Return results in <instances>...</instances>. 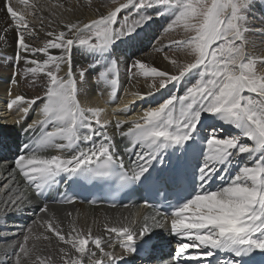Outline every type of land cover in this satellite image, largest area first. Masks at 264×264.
I'll list each match as a JSON object with an SVG mask.
<instances>
[{
	"label": "snow or ice",
	"instance_id": "obj_1",
	"mask_svg": "<svg viewBox=\"0 0 264 264\" xmlns=\"http://www.w3.org/2000/svg\"><path fill=\"white\" fill-rule=\"evenodd\" d=\"M19 3L29 6L28 0H19ZM251 4L252 0H127L109 15H101L91 23L70 22L64 26L66 31L49 30L46 35L52 39L45 40L42 46H35L30 41L34 42L38 33L34 25L30 27L27 13L16 10L12 0H5L4 8L17 31L12 61L17 65L24 61V67L13 74L10 84L17 85L16 75L26 79L31 77L32 82L41 73L45 77L40 118L24 125L23 131L31 133L29 142L13 161L37 196L43 197L61 176L85 182L116 178L120 187L150 179L152 186L163 191L171 177L162 169L153 170L155 175L149 170L154 162L163 165L164 157L171 150L184 151V145L199 135L197 129L202 118L218 119L240 131L238 136L221 135L224 129L213 126L207 138V155L199 168L200 190L190 201L170 213L161 211V205L150 204L155 209L153 223L145 224L138 231L125 224L106 227L109 234L106 240L90 235L85 239L71 233L66 238L59 224L46 221L47 231L53 232L59 241L80 254V257L73 258L67 249L60 248L59 251L67 257L64 264H82L86 250L91 264H121L128 256L137 254L138 242L150 235L153 227L164 224L169 225L168 231L177 238L178 244L175 256L168 261L161 260L160 264H181L182 261L208 264L217 253L224 254L218 264H264V53L257 56L248 51L247 33L253 31L247 24ZM129 6L139 13L141 19L127 27L125 18L121 29L114 30L112 26L118 12ZM31 7L34 14L35 6ZM148 9L157 11L150 15ZM161 16L170 17L164 29L166 32L182 28L186 34V38L171 40L167 45L169 51L186 49L192 60L179 64L175 58L171 59L178 74L149 68L139 59L131 63L129 70L139 68L145 77H152L150 89L154 91L181 83L188 73H193L197 79L183 95L169 96L164 103L144 111L142 122L133 121L126 130L120 131L130 143L123 152L135 156L126 169L113 135L109 134V121L101 118L103 109L82 106L77 98L81 91L78 85L83 82L87 68L73 69L71 50L77 45L93 51L108 49L117 39L131 36L136 27ZM38 19L43 22L45 18ZM6 33L7 28L0 29V43L6 42ZM49 49H59L60 55H49ZM25 53L33 58L28 59ZM37 53H42L46 59L38 61ZM165 59L169 57L165 56ZM62 66H66V71L60 76ZM116 74L117 65L113 63L107 72L99 73L97 80L111 84L114 90ZM245 92L254 96H246ZM37 98L29 100L16 96L8 102L9 111L16 106L17 124L24 123ZM122 123L117 120L114 127L120 130ZM49 125L51 130H48ZM242 138L251 141V145L242 143ZM48 149L67 155L42 157L40 153ZM244 153L250 154V159L226 185L216 190L206 187L221 164L231 163V157ZM25 202L27 196L18 192L8 201V207L12 211H22ZM59 202L72 204L75 198L66 196ZM47 210V205L41 208V211ZM157 217L162 218L157 220ZM31 232L29 227L27 233ZM28 234L23 236L14 254L13 264H21L22 256H28ZM89 239L102 253L103 259H93L97 254L86 248ZM117 241L121 249L119 254L105 251L102 246L107 244L112 248ZM150 251L145 249V254Z\"/></svg>",
	"mask_w": 264,
	"mask_h": 264
},
{
	"label": "bare ground",
	"instance_id": "obj_2",
	"mask_svg": "<svg viewBox=\"0 0 264 264\" xmlns=\"http://www.w3.org/2000/svg\"><path fill=\"white\" fill-rule=\"evenodd\" d=\"M12 2L16 10L27 13L26 19L29 21L30 27L33 25L35 26L38 37L34 42L30 41L34 43L35 46H42L45 40L52 39V37L46 35L49 30H55L57 32L66 31L64 26L70 22L75 23L79 21L82 23H91L93 20L100 19L101 15H109L110 12L115 11L117 7L120 6L111 7L109 3H111L112 0H28L29 6L20 4L19 0H12ZM4 3L5 0H0V29L7 28V40L6 42L0 43V80L3 78L8 82L7 84H1L2 81H0V99L6 98L10 101L16 96H24L26 99L31 100L39 97L36 100L42 102L44 97L42 81L45 79L43 73L36 78L35 82H32L31 77L26 79L21 75H16L15 79L18 81L17 85L10 84L13 74L24 67V61L21 60L18 65L12 61V57L16 52L17 31L4 8ZM126 3L127 0L122 4ZM33 5L35 6L34 14L33 8L31 7ZM255 5L258 7L257 0L252 2L251 9L248 11L252 17L248 18L247 24L253 31L248 32L247 36L250 41L248 51L258 56L264 53V31H257V29H264V4L261 9L256 8ZM122 10L119 11L118 14H121ZM38 17H44L45 19L42 22ZM166 23L167 20H161L151 22L149 26L145 24L143 25L146 26L145 28L143 27V32L140 31L138 34L133 33L131 36L116 41L105 50L93 51L78 45L74 46L71 50L73 69L79 70L82 66L87 68L83 82L78 85L81 91L77 98L81 101V105L103 109L101 118L106 121L112 120L114 116L118 117L119 113H124L125 110H128L129 107L133 105L137 108L136 114L126 119V122H128L130 126L133 121L142 122L141 117L147 109L164 103L169 96L173 94L177 96L182 95L183 85L192 84L195 82V79H197L193 73L186 74L181 82V88H179L178 85L175 87L169 85L165 89L154 91L150 89V85L153 82L152 77H145L142 74V70L139 68L129 70L131 63L139 59L149 68L154 67L157 70L169 72L170 74L175 70L178 71L176 67L168 62V59H165V56L174 58V54L168 49L166 52H162V50L158 51L157 47L153 46L155 34L159 33ZM41 28L44 30L40 31ZM140 28L142 29V27ZM164 33L167 32L164 31ZM28 39L29 38L26 37V40ZM25 55L28 54L25 53ZM49 55L59 56L60 50L49 49ZM32 58L31 55H28V59ZM36 58L38 61L46 59L42 53H37ZM184 61H187L185 62L186 64L190 60L188 61V58L186 59L185 57ZM113 63L117 65V74L115 78L117 79L116 88L119 86V89L117 90L115 88L112 91L106 90L102 96L96 95L95 91L86 92L82 95L87 89L93 90L92 83L98 81L97 76L99 74L95 73L94 70L103 71L106 69L105 72H107ZM93 67L95 69H90ZM65 71L66 66H62L59 75L63 76ZM9 76L11 78L10 80ZM105 89H108V87ZM150 91H154V94L149 95ZM9 93H11V95H9ZM115 94L118 95L117 98H113ZM141 97L143 98L141 99ZM40 105L41 104L37 103L31 105V110L29 108L30 111L27 114L25 122L32 116L35 109H38L36 119L40 118ZM3 106L4 105L0 103V118H2L0 128L3 131L15 133L18 128L14 125V121L19 118L16 114V106H14L11 111L7 109L11 114L9 120L5 119V113L1 111ZM212 121H214L217 126L221 125L220 128L224 129L221 135L225 134V132L227 135L231 136L240 135V131L233 128L231 125L223 124V122L218 119L205 116L202 118L200 126L198 127V136H202L203 145L207 142L209 134L201 129L208 126L207 124ZM241 142L249 145L252 143L247 138H242ZM202 147L206 149L207 145ZM54 152L57 155H62V153L56 150H54ZM51 156L53 155L46 154L44 158H50ZM249 159L250 154L248 153L241 154L240 156L234 155L230 158L232 161H243L245 163ZM1 172L2 171H0V213L11 210L10 207H8V201L11 200L12 196L18 193L13 187L10 188L8 186L11 180V177L7 176L8 172H10L9 169H5L4 172H2L3 175ZM14 181L17 183V179ZM6 208L8 210H6ZM47 209L46 212L37 210L32 215L34 217L33 220L29 217L32 212L31 209L26 210L25 217L28 219L26 220L24 229L14 220H0V264H13L14 254L18 250L23 236L28 234L27 229L29 227L32 229L31 234H28L30 237L28 241L29 254L27 257L22 256L21 264H64V260L67 257H64L59 251L60 248L67 249L69 255L73 258L80 257V254L77 253L75 249H72L70 245H66L59 241L58 237L53 232L47 231L46 221L59 224L62 234H64L66 238L69 236V233H71L73 236L79 234L85 239H88L90 235L91 238L101 237L106 240L109 236L106 232V227L129 224L126 216L131 214V211H109L102 207L90 208L87 205L79 206L76 209H72L71 207L59 208L55 206L48 207ZM29 218L31 221L28 222ZM5 226L9 227L3 228ZM12 233H16V236H7ZM112 235L114 236L115 234ZM45 236H47L48 239H44ZM102 246L105 248V251H114L117 254L121 251L118 241L112 248H109L107 244H103ZM86 248L96 252L97 255L93 259H103L102 253L94 247L91 243V239H89V244ZM82 264H91L88 259L87 250L83 255Z\"/></svg>",
	"mask_w": 264,
	"mask_h": 264
},
{
	"label": "rangeland",
	"instance_id": "obj_3",
	"mask_svg": "<svg viewBox=\"0 0 264 264\" xmlns=\"http://www.w3.org/2000/svg\"><path fill=\"white\" fill-rule=\"evenodd\" d=\"M125 0H116V3H109V5H111V7H116V6H118V5H121L123 2H124ZM254 0H252V2H253ZM258 1H260V2H258ZM121 3V4H120ZM256 3V2H255ZM257 4H258V7L256 6V8H262V6H263V4H264V0H257ZM252 5V4H251ZM118 8V7H117ZM125 9H127V10H125ZM130 9V10H129ZM251 9V8H250ZM134 10V8L132 7V6H129V7H125V8H123V10H122V13L121 14H117V18H116V22L113 24V29L114 30H120L121 29V25H124L125 24V18H127V27H132V25L133 24H135L137 21H139L140 19H141V17H140V15H139V13H137L135 10V12L133 11ZM150 10L151 9H148L147 10V12H148V14H150V15H154L153 13H151L150 12ZM153 10H155V9H153ZM157 10V9H156ZM144 10H141V12H143ZM247 17L248 18H250V17H252L251 15H250V13H248L247 12ZM170 17H166V16H161V17H159V19L160 20H168ZM152 22H156V21H152ZM150 23H151V21L149 22V23H147L146 25H150ZM143 25H145V24H142V26H140V27H142V29L140 28V27H136V29H135V31L133 32V33H136V34H138V32H140V31H142L143 32V27L145 28L146 26H143ZM165 26H166V24L162 27V30L159 32V33H156L155 34V39L153 40V46H156L157 47V49H162V52H166L167 51V49H168V47H167V45L169 44V42L171 41V40H173V39H183V38H186V34L183 32V30H182V28H176L175 29V31H167V33H164V29L163 28H165ZM140 29V30H139ZM164 33V34H163ZM158 35V36H157ZM125 37H128V36H125ZM125 37H123V38H121V39H117L116 41H120V40H122V39H124ZM161 43V44H160ZM79 46V45H78ZM159 46V47H158ZM166 47V48H165ZM84 48V47H83ZM169 50V49H168ZM184 51V52H183ZM161 52V53H162ZM171 53L172 54H174V58L177 60V62L179 63V64H185V62H187V61H184V59H185V57H186V59L188 58V61L190 60H192L191 58H190V56H188V53H187V50L186 49H184V50H180V51H176V52H172L171 51ZM177 53H179V54H177ZM182 53V54H181ZM179 58V59H178ZM170 60L171 59H173V58H169ZM168 59V62H170L171 63V61ZM189 61V62H190ZM195 71V70H194ZM173 72V71H172ZM167 73H169V72H167ZM178 73V71H174L172 74H177ZM170 74V73H169ZM195 78H197L196 76H195ZM11 78L9 77V80H10ZM1 84H7V83H3V82H1ZM169 85H171V84H169ZM176 85H178L179 86V88H181V83H179V84H176ZM176 85H171V86H173V87H175ZM184 85H189V84H184ZM183 88H185L184 86H183ZM183 90V89H182ZM186 89H184V91H185ZM184 91H183V94H184ZM182 94V95H183ZM244 95H253L254 96V94H251V93H248V92H245V94ZM162 104V103H161ZM158 105H156V106H154L153 108H155V107H157Z\"/></svg>",
	"mask_w": 264,
	"mask_h": 264
}]
</instances>
